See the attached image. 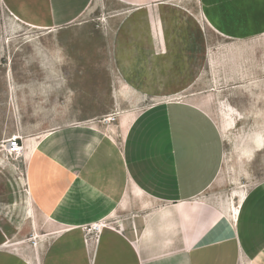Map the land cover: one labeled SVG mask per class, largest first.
Listing matches in <instances>:
<instances>
[{
	"label": "crops",
	"instance_id": "obj_1",
	"mask_svg": "<svg viewBox=\"0 0 264 264\" xmlns=\"http://www.w3.org/2000/svg\"><path fill=\"white\" fill-rule=\"evenodd\" d=\"M198 5L0 0V41L3 29L83 28L100 6L110 11L91 63L109 65L117 113L23 136L20 161L0 138V264H264V180L220 196L217 95L196 89L216 63L207 31L264 34V0Z\"/></svg>",
	"mask_w": 264,
	"mask_h": 264
},
{
	"label": "rangeland",
	"instance_id": "obj_2",
	"mask_svg": "<svg viewBox=\"0 0 264 264\" xmlns=\"http://www.w3.org/2000/svg\"><path fill=\"white\" fill-rule=\"evenodd\" d=\"M181 3L185 8H199L198 0ZM109 12L100 6L83 28L2 30L0 138H23L69 123L117 119V113L109 110L115 92V82L107 78L111 69L91 63L97 54L95 46L106 44L102 29ZM207 35L216 44V63L203 73L196 89L217 95L215 111L227 150L220 196L234 197L264 180V34L242 41L211 30ZM80 72L98 73L99 78H73ZM10 89L13 94L7 93ZM154 99L147 97L145 104ZM92 107L105 110H89ZM23 151L11 154L3 148L7 158L19 161Z\"/></svg>",
	"mask_w": 264,
	"mask_h": 264
},
{
	"label": "built area",
	"instance_id": "obj_3",
	"mask_svg": "<svg viewBox=\"0 0 264 264\" xmlns=\"http://www.w3.org/2000/svg\"><path fill=\"white\" fill-rule=\"evenodd\" d=\"M108 121L110 120L108 119ZM4 148H6V150H8L11 154H17L23 148L22 138L17 135L8 138L7 144L4 146Z\"/></svg>",
	"mask_w": 264,
	"mask_h": 264
},
{
	"label": "bare ground",
	"instance_id": "obj_4",
	"mask_svg": "<svg viewBox=\"0 0 264 264\" xmlns=\"http://www.w3.org/2000/svg\"><path fill=\"white\" fill-rule=\"evenodd\" d=\"M242 197H243V196H242ZM240 198H241V197H240ZM243 198H244V197H243ZM243 198H242V199H243Z\"/></svg>",
	"mask_w": 264,
	"mask_h": 264
}]
</instances>
